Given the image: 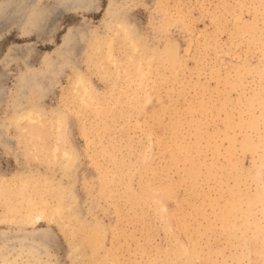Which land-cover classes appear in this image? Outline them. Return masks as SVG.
<instances>
[{
    "label": "rangeland",
    "instance_id": "374dc122",
    "mask_svg": "<svg viewBox=\"0 0 264 264\" xmlns=\"http://www.w3.org/2000/svg\"><path fill=\"white\" fill-rule=\"evenodd\" d=\"M31 177L0 264H264V0H0V188Z\"/></svg>",
    "mask_w": 264,
    "mask_h": 264
},
{
    "label": "bare ground",
    "instance_id": "6f19581e",
    "mask_svg": "<svg viewBox=\"0 0 264 264\" xmlns=\"http://www.w3.org/2000/svg\"><path fill=\"white\" fill-rule=\"evenodd\" d=\"M250 27H252V26H250ZM12 184H13V186L11 184H8V185L6 184V185H2V187L0 188V196H2L4 199H6L5 198V196H6L7 197V201H8V198H11V195H14V196L17 195V196H20L19 197L20 205H23L24 203H26L29 206H33V205H35L34 204V199H33V197H35V196H33V195H37V196H39V203H40V205L49 202L46 198L43 197V193L45 191H49L48 188L41 189L40 185H38L37 181L35 180V177L25 178V179H22L19 182H16L15 184L14 183H12ZM234 188H235V186H234ZM229 190H231V188ZM259 196H261V195H259ZM263 198H264V196H263ZM226 202H228V201H226ZM24 206H26V205H24ZM59 206L60 205L58 203L57 206L54 207V210H59L60 209ZM38 209H40V208H38ZM248 211H249V209H248ZM177 250H179V249H177Z\"/></svg>",
    "mask_w": 264,
    "mask_h": 264
}]
</instances>
